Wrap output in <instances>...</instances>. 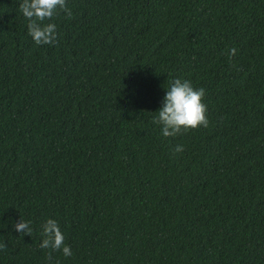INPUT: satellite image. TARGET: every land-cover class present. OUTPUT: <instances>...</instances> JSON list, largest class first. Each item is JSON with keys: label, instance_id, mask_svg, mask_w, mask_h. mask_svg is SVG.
<instances>
[{"label": "trees", "instance_id": "trees-1", "mask_svg": "<svg viewBox=\"0 0 264 264\" xmlns=\"http://www.w3.org/2000/svg\"><path fill=\"white\" fill-rule=\"evenodd\" d=\"M21 2L0 0V264H264V0H67L41 46ZM176 78L209 126L165 138ZM46 219L71 256L46 259Z\"/></svg>", "mask_w": 264, "mask_h": 264}, {"label": "clouds", "instance_id": "clouds-1", "mask_svg": "<svg viewBox=\"0 0 264 264\" xmlns=\"http://www.w3.org/2000/svg\"><path fill=\"white\" fill-rule=\"evenodd\" d=\"M19 11L28 21V35L37 46L54 45L57 42V26L55 23L44 24L45 20H52L54 16L63 12L69 19L72 11L67 6V0H22ZM229 57L235 56L236 50H228ZM205 89L195 88L191 81L176 78L169 81V87L163 98L161 108L153 117V124L159 125L163 137H175L189 130L199 127L207 128V105L204 103ZM183 145H176L174 153H182ZM43 237L40 247L49 249L46 259L52 261V253L62 251L65 257L71 256V248L65 244V237L58 221L46 219L42 224ZM15 231L31 236L33 228L31 221L20 220L14 225ZM7 244L0 242V251H5Z\"/></svg>", "mask_w": 264, "mask_h": 264}]
</instances>
